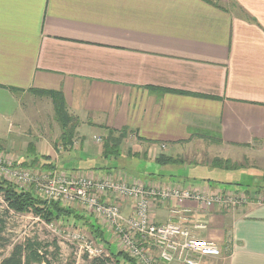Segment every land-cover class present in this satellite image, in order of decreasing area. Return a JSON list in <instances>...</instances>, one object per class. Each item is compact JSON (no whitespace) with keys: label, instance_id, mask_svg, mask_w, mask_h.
Listing matches in <instances>:
<instances>
[{"label":"crops","instance_id":"0c3cea01","mask_svg":"<svg viewBox=\"0 0 264 264\" xmlns=\"http://www.w3.org/2000/svg\"><path fill=\"white\" fill-rule=\"evenodd\" d=\"M215 1L224 9L203 0H0V127L18 134L21 145L33 144L35 155L51 154L54 170L65 174H115L186 187L154 172L137 176L140 161L130 158L154 161L193 131L218 132L225 159L245 158L239 151L244 148L264 159V0ZM33 90L61 92L78 119L68 150L25 136L29 114L42 98ZM27 96L38 99L28 103L32 112L23 108ZM124 128L121 155L112 157L119 167H107L102 145L94 152L82 141L87 131L105 138ZM27 144L14 161L33 158ZM83 155L89 165L79 167ZM257 176L260 203L227 212L168 201L156 203L151 220L165 223L170 209L189 208L206 224L197 237L213 242L222 256L200 264H264V176ZM237 184L187 187L241 192L253 187ZM132 211V203L124 202L123 214Z\"/></svg>","mask_w":264,"mask_h":264},{"label":"built area","instance_id":"2783aa9c","mask_svg":"<svg viewBox=\"0 0 264 264\" xmlns=\"http://www.w3.org/2000/svg\"><path fill=\"white\" fill-rule=\"evenodd\" d=\"M93 140L101 143L99 137ZM11 162L0 155V176L22 188L32 186L48 204L57 202L84 207L104 222L117 249L124 251L136 264H200L203 258H222L218 246L197 237L199 231L206 229V224L196 218V211L174 208L170 211V219L155 224L151 220V213L156 203L188 201L200 206L202 211H208L214 207H243L248 205L251 198L241 191H211L205 187H183L171 183L164 186L122 175L96 177L55 170L35 174L13 166ZM127 201L133 203L129 216L123 214L121 207ZM254 203H260V199ZM71 237L81 243L80 249L90 258L101 256V249L85 240L80 231L73 232Z\"/></svg>","mask_w":264,"mask_h":264},{"label":"rangeland","instance_id":"374dc122","mask_svg":"<svg viewBox=\"0 0 264 264\" xmlns=\"http://www.w3.org/2000/svg\"><path fill=\"white\" fill-rule=\"evenodd\" d=\"M40 98L41 103L36 106V110L34 111L28 106V103L32 100L38 99L34 96H27L23 98V108H25V106H28L30 112L33 111L32 113H34L33 115L29 114V116L31 115V118H29L27 123L25 122L27 128H25L24 130L26 134L24 135H29L30 138L42 137L50 143L52 140L51 147L56 150V146L58 145L60 147V143H58L57 138L55 139V137L58 135L59 129L56 121L54 120L53 107L48 97L40 96ZM49 105L51 106V109H49ZM48 111L51 112V114H47ZM31 119L32 121L34 120V123H32ZM8 132L9 131L6 128V125L3 128L0 127V155L6 157L9 160H12V165L17 166V162L19 161V159L16 161L14 160L15 158L17 159L19 157V153H22L26 150L27 142L25 141L24 146L21 145L23 141L19 139L18 134L16 135V137H14L15 132H12L13 136L12 134H7ZM96 132L101 134L100 131H87L82 133L84 136L81 134V136H83V143H87L88 148L92 149L94 152H97V148L101 145H96V141L93 140L94 135L98 136ZM6 141H9V144L5 145ZM20 147H24L22 152H18ZM69 147H67L66 149L68 150ZM239 151L242 152L241 155L245 156V158L240 156H234L231 157V161L241 164L244 167L248 166L247 169H245L243 172L235 170H224L220 168H210L209 166L205 165L189 166L187 164H179L180 166L170 167L167 172H160L159 169L161 168V166L157 165L153 160L143 158L137 159L135 157H131L130 159L133 163H138L140 161L136 166L137 170L135 174H137V176H140V174H143V172L146 173L144 175L154 172L155 175H165L168 176L169 179L181 181V183L185 184L186 187L197 184L202 186L206 183H211L220 186H222L223 184H228L230 188H233L235 184H237L236 182L241 180V182L237 184L238 187L253 186L251 188V191H249L250 193H252V195L248 194V196H251L248 204H251L253 203L252 200L262 199V195L258 196V194L260 193L258 190L259 183L256 182L259 180V176H257L258 174L261 175V177L264 176V168L259 166L260 164L264 163V159L259 158V155H252L253 153L256 154V152L252 153L251 151H249V149L246 148H244V150L241 149ZM4 152H7V154H5ZM161 153L165 155L175 153L173 157H179L183 160L185 159L187 162L196 161L208 164L211 160L216 157L220 159H225L228 154L225 152L223 144L219 145L216 142L208 141L206 138H203L202 140L194 139L193 142L181 144L176 148H173V151L168 148L161 151ZM42 154L43 153L37 152V156H41ZM70 155L75 156V152L71 151ZM120 155L121 154L118 153L117 155H114V157L119 158ZM128 155L131 156V153L128 152ZM48 157H50L51 162V154L48 155ZM85 157L86 156L83 155L81 156V159L77 160L82 162L80 164H78L77 162V165H79V167L89 165L87 161H85ZM28 162H31V160H28ZM45 162L49 163V161H41L40 164L36 166H32L29 163H26L27 165L24 166L23 169H30V171L35 174H38L40 172H49L48 170H42L43 164H46ZM106 162L107 167L109 168L120 166L119 162L111 157L107 158ZM62 164L64 163L62 162ZM68 167L71 166L66 165L65 169H67ZM130 167L133 168L132 166ZM162 168L164 167L162 166ZM49 173H51V171ZM113 175L115 176V174ZM1 178L3 180L8 181L3 176ZM161 185L166 186L167 183ZM30 189H32L33 193L36 194V189L34 191V188L32 186L30 187ZM175 208L180 209L181 207ZM172 209H170L168 212L169 219L171 216L170 211ZM235 209L237 208H229L223 210L230 212L234 211ZM61 222V220H57L53 221L50 224H47L40 218L34 216L32 213L19 214L13 211H9L3 201L2 196L0 195V258L7 257L10 254L13 246L20 244L24 245L27 240H33L39 242L42 245H48L47 248L43 247L42 251L38 250L39 254H42V252L46 253L44 256L45 261L43 263L41 262L33 264H47V262L49 264H95L93 262V258H90L88 254H85L80 249L81 243L72 240L71 236L72 233L75 231H80L84 236L85 240L91 242L93 246L99 247L101 249L100 251L102 253L100 257H97L98 259L102 260L109 257V252L106 246L101 245L98 241H94L85 228H82L79 225H73L70 221L66 224H62ZM105 239L108 240L111 244V251H115V248H117V244L115 240L112 239L109 230H107V232L105 233ZM56 247L58 249H56ZM221 261H224V259H221ZM109 264L113 263L109 262Z\"/></svg>","mask_w":264,"mask_h":264},{"label":"trees","instance_id":"16d2710c","mask_svg":"<svg viewBox=\"0 0 264 264\" xmlns=\"http://www.w3.org/2000/svg\"><path fill=\"white\" fill-rule=\"evenodd\" d=\"M206 3L214 6L216 8L224 9L217 1L215 0H203ZM234 7L239 10V7L234 4ZM33 92L38 96L48 97L51 101V105L54 111V120L59 125L60 135L58 138V143L62 149L72 145L73 138L75 136L76 128L79 124L78 119L71 115L67 109L63 95L59 91L53 90H33ZM128 130L124 128L121 131L113 132L109 131L105 138L101 139L102 153L106 158L114 157L119 152L120 145L122 140L127 136ZM206 138L208 141L216 142L221 144V137L218 132H206V131H193L191 132L190 138L183 142L187 144L193 142L194 139ZM27 152L33 153V158L31 162L26 160H20L17 162L19 168L26 166V163L30 165H38L41 161H49L43 164L42 170H48L49 172L54 171L55 167L50 162V157L46 155L37 156L34 154L33 144H28ZM2 156V155H1ZM154 162L161 167L169 168L180 166L182 164H187L189 166H198L205 165L210 168H220L224 170H239L243 166L241 164L232 162L230 159H220L214 158L208 163L202 162H187L185 159L179 157H173V155H165L160 152L159 155L155 158ZM180 164V165H179ZM30 170V169H28ZM107 175V174H105ZM180 182V181H179ZM180 184H183L180 182ZM248 195V192H245ZM0 195L3 198L4 203L9 211H13L19 214H28L32 213L34 216L40 218L47 224L52 223L53 221L61 220L62 224H66L69 221L73 225H79L82 228H85L89 235L94 241H98L101 245L106 246L109 257L105 259H93L95 264H136V262L128 257L124 251L115 248V251H111V244L108 240L105 239V233L107 232L106 227L100 226V220L93 213L87 211L84 207L80 205L66 206L61 203L51 202L46 203L43 199L34 194L32 189L22 188L13 182L3 180L0 177ZM264 199V193H263ZM123 205L121 207L123 208ZM64 222V223H63ZM99 245V244H98ZM43 247H48L47 244H40L37 241L27 240L24 245H15L13 246L10 254L7 257L0 258V264H33V263H43L45 261V252L42 254L38 253V250L42 251ZM56 249H58L56 247ZM47 264H49L47 262Z\"/></svg>","mask_w":264,"mask_h":264}]
</instances>
